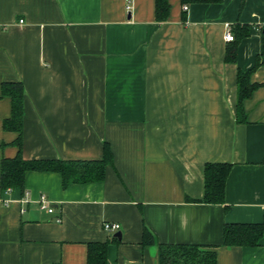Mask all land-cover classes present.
Instances as JSON below:
<instances>
[{
  "label": "crops",
  "instance_id": "1",
  "mask_svg": "<svg viewBox=\"0 0 264 264\" xmlns=\"http://www.w3.org/2000/svg\"><path fill=\"white\" fill-rule=\"evenodd\" d=\"M169 4L159 23L154 0H0V164L18 151L2 128L1 86L13 82L24 160L100 161L104 144L112 154L101 182L63 188L58 173L26 172L24 195L0 190V264H87L88 244L106 242V264H158L157 244L264 264V234L256 247L222 246L225 225H264V64L237 121V72L263 53L264 0ZM236 23L250 32L230 64L224 34ZM208 163L231 164L223 204L201 202Z\"/></svg>",
  "mask_w": 264,
  "mask_h": 264
},
{
  "label": "trees",
  "instance_id": "2",
  "mask_svg": "<svg viewBox=\"0 0 264 264\" xmlns=\"http://www.w3.org/2000/svg\"><path fill=\"white\" fill-rule=\"evenodd\" d=\"M223 0H180L182 6L192 4H219ZM169 0H154V15L156 22H166L169 17ZM182 20L186 21V14L182 13ZM233 41L228 42L225 61L236 62V50L239 42L249 36L250 26L236 23L230 27ZM263 53L255 60L254 66L248 71L237 72V121L245 122L242 103L248 99L258 87L251 84L250 75L262 64L264 56V28ZM1 96L10 100V117L2 123L4 131L17 134L13 144L18 151L14 158H2L0 164V190L2 192L24 188L26 172H55L60 174L62 187L71 184H85L101 182L104 179L105 167L112 163V154L107 144L103 146V159L100 161H26L21 155L23 96L22 83H3ZM231 169V164L208 163L204 167V195L201 202L205 204H223L225 181ZM24 195V191L23 194ZM264 234L263 224H230L223 228V242L225 247H256ZM143 244L154 245L155 238L146 228L143 229ZM108 242L89 243L87 246V264H106ZM158 264H216L215 247L198 245H159Z\"/></svg>",
  "mask_w": 264,
  "mask_h": 264
},
{
  "label": "built area",
  "instance_id": "3",
  "mask_svg": "<svg viewBox=\"0 0 264 264\" xmlns=\"http://www.w3.org/2000/svg\"><path fill=\"white\" fill-rule=\"evenodd\" d=\"M130 2V0H127V9L128 7V3ZM188 7L186 5L183 6V11H187ZM19 23H23V21H19ZM224 40L225 42H232L233 41V34L231 32L230 27H227L225 34H224ZM23 202H25V200H23ZM38 206L39 209L41 210H45L47 211L49 214L53 213V208H51L47 202V199L44 196H41V198L39 199L38 202ZM56 222H60V219L57 218ZM103 228L105 231L107 232H115L118 231L120 229V226L118 224L115 223H105L103 225Z\"/></svg>",
  "mask_w": 264,
  "mask_h": 264
},
{
  "label": "water",
  "instance_id": "4",
  "mask_svg": "<svg viewBox=\"0 0 264 264\" xmlns=\"http://www.w3.org/2000/svg\"><path fill=\"white\" fill-rule=\"evenodd\" d=\"M115 237L120 238V233H117V234L115 235Z\"/></svg>",
  "mask_w": 264,
  "mask_h": 264
}]
</instances>
